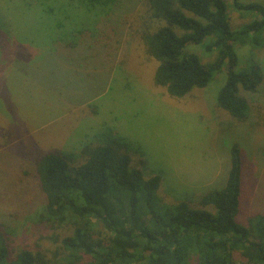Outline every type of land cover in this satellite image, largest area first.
<instances>
[{
    "label": "trees",
    "instance_id": "16d2710c",
    "mask_svg": "<svg viewBox=\"0 0 264 264\" xmlns=\"http://www.w3.org/2000/svg\"><path fill=\"white\" fill-rule=\"evenodd\" d=\"M17 1L51 17L62 9H88L90 23L77 19V35L70 33L76 38L65 47L81 44L87 53L118 33L113 14L126 10L132 41L145 60L157 63L154 84L181 99L226 71L219 108L239 122H251L254 130L264 128V62L257 54L264 49V2L52 0L53 6L45 8L40 6L44 0L40 5L38 0ZM230 7L246 20L238 27H233ZM63 16L70 22V15ZM58 17L54 21L65 25ZM100 21L99 41L89 32L100 31ZM237 45L254 54L241 58ZM199 49L216 56L205 62ZM81 150L84 162L72 165L67 156L50 153L36 163L44 200L32 229L40 235L52 232L43 239L54 243V257L29 248L15 254L2 225L0 264H264V209L256 207L254 215L240 219L247 182L245 149L238 140L230 145L224 186L213 187L192 206L175 200L164 205L161 178L145 177L128 155L109 145Z\"/></svg>",
    "mask_w": 264,
    "mask_h": 264
},
{
    "label": "rangeland",
    "instance_id": "374dc122",
    "mask_svg": "<svg viewBox=\"0 0 264 264\" xmlns=\"http://www.w3.org/2000/svg\"><path fill=\"white\" fill-rule=\"evenodd\" d=\"M23 5L0 0V228L15 254L29 248L54 257V243L43 239L52 232L32 229L44 200L36 163L50 153L67 156L72 165L85 161V145H109L128 155L145 177L159 176L164 205L175 200L192 206L213 187L224 186L230 145L238 140L245 149L247 182L240 219L246 221L256 207L264 209V128L254 130L251 122L219 108L226 71L190 96L175 98L154 84L157 63L146 61L132 41L126 10L113 14L118 33L87 53L81 44L65 47L76 38L70 33L77 35V19L90 23L88 9H62L56 14L61 25L44 9ZM50 5L52 0H44L40 6ZM230 16L233 27L246 21L232 7ZM97 26L100 31L89 33L99 40L101 21ZM236 49L241 58L254 54L240 45ZM198 52L205 62L216 56ZM257 54L264 62V49Z\"/></svg>",
    "mask_w": 264,
    "mask_h": 264
}]
</instances>
